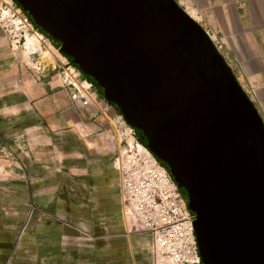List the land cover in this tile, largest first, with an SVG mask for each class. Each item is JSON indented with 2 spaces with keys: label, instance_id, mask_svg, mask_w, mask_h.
Returning <instances> with one entry per match:
<instances>
[{
  "label": "water",
  "instance_id": "95a60500",
  "mask_svg": "<svg viewBox=\"0 0 264 264\" xmlns=\"http://www.w3.org/2000/svg\"><path fill=\"white\" fill-rule=\"evenodd\" d=\"M14 1L166 168L201 263L264 264V124L204 29L174 0Z\"/></svg>",
  "mask_w": 264,
  "mask_h": 264
},
{
  "label": "crops",
  "instance_id": "0c3cea01",
  "mask_svg": "<svg viewBox=\"0 0 264 264\" xmlns=\"http://www.w3.org/2000/svg\"><path fill=\"white\" fill-rule=\"evenodd\" d=\"M194 5L196 22L219 42V53L264 124V0H194ZM40 45L24 46L28 64L15 59V45L0 52V151L9 148L1 136L11 138L10 150L26 171L70 167L106 182L120 142L116 124L108 121L110 111L98 95L89 103L73 98L55 57L42 61Z\"/></svg>",
  "mask_w": 264,
  "mask_h": 264
},
{
  "label": "rangeland",
  "instance_id": "374dc122",
  "mask_svg": "<svg viewBox=\"0 0 264 264\" xmlns=\"http://www.w3.org/2000/svg\"><path fill=\"white\" fill-rule=\"evenodd\" d=\"M9 8L19 13L14 0H0V52L15 45V59L28 64L31 55L25 53V38L38 34L40 53L55 57L64 84L65 73L75 67L23 11L19 14L27 22L16 26L15 18L8 17ZM191 11L188 14L196 21V9ZM81 85L75 87L82 91ZM92 91L110 111L108 121L116 124L115 130L120 123L131 128L94 86ZM1 142L9 148L0 151V264H154L149 241L134 234L124 218L114 168L106 182L70 167L26 171L10 150L12 139L1 136ZM114 154L115 158L117 150Z\"/></svg>",
  "mask_w": 264,
  "mask_h": 264
},
{
  "label": "built area",
  "instance_id": "2783aa9c",
  "mask_svg": "<svg viewBox=\"0 0 264 264\" xmlns=\"http://www.w3.org/2000/svg\"><path fill=\"white\" fill-rule=\"evenodd\" d=\"M185 12L195 10L194 0H174ZM10 18L26 23L19 13ZM22 20V21H21ZM19 24V23H18ZM216 49L219 42L205 31ZM72 68L65 73L64 82L74 89L73 98L89 103L96 94L93 85L79 78ZM74 83L84 84V96L79 94ZM76 89V91H75ZM119 145L114 158L122 210L125 220L134 234L146 238L152 249L154 264H202L193 229L194 215L166 168L138 139L131 128L119 124Z\"/></svg>",
  "mask_w": 264,
  "mask_h": 264
},
{
  "label": "bare ground",
  "instance_id": "6f19581e",
  "mask_svg": "<svg viewBox=\"0 0 264 264\" xmlns=\"http://www.w3.org/2000/svg\"><path fill=\"white\" fill-rule=\"evenodd\" d=\"M10 12V11H9ZM192 11H187L186 13L188 14V13H191ZM6 13V12H5ZM7 14V13H6ZM9 14V13H8ZM189 15V14H188ZM8 16V15H7ZM9 16H10V14H9ZM12 22H13V20H11ZM22 21V20H21ZM16 22H17V26H19L20 25V21H19V19H16ZM19 23V24H18ZM22 24V23H21ZM26 26V25H25ZM24 26V27H25ZM23 27V29L25 30V28H27V26L24 28ZM19 30V29H18ZM21 30V29H20ZM24 35V34H23ZM26 35V34H25ZM26 39V43H25V47L27 48V49H30V48H34L35 47V45L37 44V45H40V37L39 36H37V35H30V36H28L27 38H25ZM42 46V45H41ZM43 54V56H42V60H47L48 59V57H49V55H50V53L49 52H47V53H42ZM75 86H77L76 84H74ZM82 86V85H81ZM85 86V85H84ZM76 89H78V91L81 93L80 95H86L85 93H82V91H80L79 89L80 88H78V87H76ZM75 89V90H76Z\"/></svg>",
  "mask_w": 264,
  "mask_h": 264
},
{
  "label": "trees",
  "instance_id": "16d2710c",
  "mask_svg": "<svg viewBox=\"0 0 264 264\" xmlns=\"http://www.w3.org/2000/svg\"><path fill=\"white\" fill-rule=\"evenodd\" d=\"M16 3V2H15ZM17 4V3H16ZM32 21V20H31ZM33 22V21H32ZM34 24V23H33ZM35 25V24H34ZM36 26V25H35ZM36 28L38 29V27L36 26ZM69 61V63L71 64V65H73L75 68H77L78 70H79V68L71 61V60H68ZM80 71V70H79ZM81 72V71H80ZM82 75H83V77L85 78V80H87L89 83H91L95 88H96V90L98 91V93L100 94V95H102L103 96V98H104V95L97 89V87H96V84H95V82L91 79V78H89V77H87V76H85L83 73H81ZM110 104V103H109ZM111 105V104H110ZM137 134V137H138V139H139V141L142 143V144H144V142L142 141V139H141V137L139 136V134L138 133H136ZM145 145V144H144Z\"/></svg>",
  "mask_w": 264,
  "mask_h": 264
},
{
  "label": "flooded vegetation",
  "instance_id": "af4514ba",
  "mask_svg": "<svg viewBox=\"0 0 264 264\" xmlns=\"http://www.w3.org/2000/svg\"><path fill=\"white\" fill-rule=\"evenodd\" d=\"M39 30H41V29H39ZM41 32H42V34L44 35V36H46L49 40H51L48 36H47V34H45L42 30H41ZM144 145V144H143ZM145 146V145H144Z\"/></svg>",
  "mask_w": 264,
  "mask_h": 264
}]
</instances>
